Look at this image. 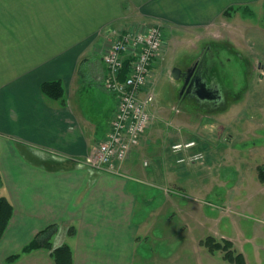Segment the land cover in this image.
<instances>
[{
	"label": "crops",
	"instance_id": "1",
	"mask_svg": "<svg viewBox=\"0 0 264 264\" xmlns=\"http://www.w3.org/2000/svg\"><path fill=\"white\" fill-rule=\"evenodd\" d=\"M255 5L264 9V0H0V198L14 208L0 241V264H55L48 250L7 261L50 226L58 228L54 248L70 246L74 264H197L190 255L196 257L195 218L193 227V216H183L191 214L190 205L181 208L167 195L153 212L138 216L144 190L135 183L151 181L164 191L175 179L174 157L157 125L123 164L127 177L85 164L106 138L118 105L104 86L103 57L119 28L144 22L182 33L211 30ZM52 82L61 85L59 100L42 89ZM147 156L157 163L149 172ZM146 191L145 200L156 199ZM171 210L184 212L183 230L151 225ZM143 240L160 247L155 257L138 253ZM253 259L264 264L257 248Z\"/></svg>",
	"mask_w": 264,
	"mask_h": 264
},
{
	"label": "rangeland",
	"instance_id": "2",
	"mask_svg": "<svg viewBox=\"0 0 264 264\" xmlns=\"http://www.w3.org/2000/svg\"><path fill=\"white\" fill-rule=\"evenodd\" d=\"M250 9V12L241 10L237 18L227 20L228 25H220L211 30L182 33L168 27L162 28L165 40L163 56L168 54L170 57L165 74L170 73L176 58L180 60L186 56L196 59L206 42L228 41L253 66L264 64V9L261 5L251 6ZM234 13L231 12L233 17ZM149 25L142 22L119 28L111 34L113 36L116 31L141 26L148 28ZM221 58H230L225 69L222 68L223 84L231 90L232 99L235 98L238 103L219 114L185 112V104L182 110L176 104L175 97L166 93L168 89L171 92L179 89V84H172L171 79L166 81L163 78L160 85L156 86L153 79L155 102L151 111L155 118L151 128L158 126V132L163 133L162 142L167 147L179 141H196L206 159L203 163L190 166L178 165L175 159H171L175 179L173 182L169 178L171 184L167 183L162 188L165 192L155 191L151 181L135 183L144 190L141 191L138 216H147L153 212L157 201L169 195L179 201L181 208H188L189 205L191 207V214L185 212L183 216H193L190 219L193 227L195 218L198 239L196 257L194 251L190 255L196 258L197 264H230L224 260L223 252L212 254L201 246V241L209 236L215 237L218 242H234L235 251L242 252L249 264H253V248H257L263 263L264 183L259 172L264 167V70L251 69L246 61L227 53H222ZM246 88L247 91L242 97V91ZM238 96L242 99L239 100L241 97ZM147 158L151 165L144 169L149 172L157 163L153 156ZM140 161L143 166V159ZM146 190L156 192V199L145 200L143 194ZM176 211L171 210L168 216L152 222L151 225H159L157 229L181 226L183 230L185 222L180 216L184 212L175 214ZM188 232L189 230L182 231L184 235ZM155 235L159 237L161 233ZM159 249L160 247L146 242L140 244L138 253L151 258L155 257L152 256V251ZM184 259L182 257V261Z\"/></svg>",
	"mask_w": 264,
	"mask_h": 264
},
{
	"label": "built area",
	"instance_id": "3",
	"mask_svg": "<svg viewBox=\"0 0 264 264\" xmlns=\"http://www.w3.org/2000/svg\"><path fill=\"white\" fill-rule=\"evenodd\" d=\"M112 37L104 55V86L116 96L118 105L105 140L86 163L101 172L123 176L122 165L140 146L155 118L151 111L155 102L153 68L163 57L165 42L159 25L116 31ZM195 148V141H181L172 145L171 152L177 164L189 165L204 160V154Z\"/></svg>",
	"mask_w": 264,
	"mask_h": 264
},
{
	"label": "flooded vegetation",
	"instance_id": "4",
	"mask_svg": "<svg viewBox=\"0 0 264 264\" xmlns=\"http://www.w3.org/2000/svg\"><path fill=\"white\" fill-rule=\"evenodd\" d=\"M222 53L234 55L236 58L246 61L251 69L264 70V64L260 63L257 67L253 66L252 63L228 41L218 43L206 42L202 45L201 52L196 59L193 60L186 56L180 60L176 58L175 64L171 67L169 74H165V69L168 66L170 57L168 54L165 55V57L163 56L154 70L155 85L159 86L163 78H165L166 81L171 79L172 81H170L172 84H179V89H175L173 92L168 89L166 93L169 96L171 94L175 97V102H177L176 104H178L181 109L185 104L186 109H182L185 112L194 113L193 111H198L205 115H213L219 114L221 111H228L234 103H238V100H235V98L232 99L231 96L233 93L223 84L222 68L225 69L226 63L230 62V58L222 59ZM175 69L178 70V79L171 78L172 72ZM246 91L247 88L243 89L242 97ZM242 97L239 98V100L242 99ZM261 172L264 173V167L260 168V179ZM232 243L234 244V242ZM245 259L247 262L248 259L246 256Z\"/></svg>",
	"mask_w": 264,
	"mask_h": 264
},
{
	"label": "trees",
	"instance_id": "5",
	"mask_svg": "<svg viewBox=\"0 0 264 264\" xmlns=\"http://www.w3.org/2000/svg\"><path fill=\"white\" fill-rule=\"evenodd\" d=\"M226 15H231L228 12ZM129 70L128 65L125 71ZM44 93L55 100L61 99L62 89L59 82L46 83L42 86ZM261 181L264 182V173L261 172ZM3 186V179L0 174V187ZM14 214V208L11 202L5 198H0V241L3 239L5 232L12 220ZM58 228L56 226H50L49 228L41 231L35 239L28 244L21 253L13 255L8 258L9 263H14L19 260L22 255L32 253L37 250L51 251L55 264H74L73 252L70 246L62 245L58 248H54L53 238L57 234ZM74 230H69V235H73ZM201 246L208 249L212 254L216 252L224 253V260L230 264H247L245 256L234 251V244L229 240L218 242L215 237L209 236L201 241Z\"/></svg>",
	"mask_w": 264,
	"mask_h": 264
},
{
	"label": "water",
	"instance_id": "6",
	"mask_svg": "<svg viewBox=\"0 0 264 264\" xmlns=\"http://www.w3.org/2000/svg\"><path fill=\"white\" fill-rule=\"evenodd\" d=\"M177 74H178V70L175 69V70L172 72L171 78H172V79H178Z\"/></svg>",
	"mask_w": 264,
	"mask_h": 264
}]
</instances>
